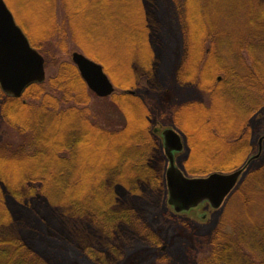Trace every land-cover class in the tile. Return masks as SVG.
<instances>
[{
	"label": "trees",
	"instance_id": "16d2710c",
	"mask_svg": "<svg viewBox=\"0 0 264 264\" xmlns=\"http://www.w3.org/2000/svg\"><path fill=\"white\" fill-rule=\"evenodd\" d=\"M112 1L106 21L84 29L87 44L77 40L79 48L108 72L112 58L91 54L88 46L105 56L106 45L109 50L113 42L129 43V64L139 60L133 69L148 88L163 92L172 74L183 91L206 92L207 105L185 100L173 112L172 125L188 142L194 139L199 148L206 137L212 144L203 167L188 157L183 171L195 177L241 167L255 152L250 129L243 122L225 125L220 133L214 116L221 106L212 109L229 97L236 99L240 91L246 96L249 117L264 107V0H179L181 42L174 52L158 35V20L164 22L156 10L157 0ZM53 30L48 39L59 35L61 28L55 23ZM61 41L64 49L66 41ZM29 42L36 47L31 38ZM52 64L56 74L29 86L21 98H11L0 89V118L22 133H33L26 143L11 140L0 146V264H59L56 254L39 250L38 223L45 227L47 238L71 245L73 252L86 255L93 264L126 263L137 248L156 252L163 236L153 223L165 202L166 159L152 131L150 105L128 93L139 88L134 75L124 72L125 67L121 70L125 81L117 86L118 94L111 95V103L123 118L117 125H104L92 113L91 92L71 57ZM224 85L227 92L220 93L218 88ZM40 113L52 122L49 129L31 126ZM227 200L222 207L226 205V212L223 209L207 238L209 252L202 264H264V160L259 167L247 168ZM44 208L52 217L49 224L42 220ZM232 215L256 219L233 220ZM176 216L171 210L163 215L172 224H177ZM132 259L136 261L135 256Z\"/></svg>",
	"mask_w": 264,
	"mask_h": 264
},
{
	"label": "rangeland",
	"instance_id": "374dc122",
	"mask_svg": "<svg viewBox=\"0 0 264 264\" xmlns=\"http://www.w3.org/2000/svg\"><path fill=\"white\" fill-rule=\"evenodd\" d=\"M4 2L12 13L16 24L21 28L28 40L31 38L34 41V45L36 46L35 49L37 51L41 50L43 52V54H40L44 58V61L46 59V61L48 62V65L45 68L44 82L46 81V79L51 78L56 74V67L52 64V61L58 60V62H68L70 61V57L73 52H78L86 56L83 53V50L79 48V45L76 41L78 40L87 42L88 37L87 34L84 33V29L87 28L88 25L94 27L95 24H99V21H102L101 24H103L106 21L105 18H107V14L112 10L113 3V1L111 2V0H4ZM157 2L158 4L156 10L164 22V24H162L158 20V35L162 41L166 42L169 45L170 51L174 52L176 51L177 47L180 46L179 43L181 42L180 33L178 31V24L180 19L178 17L179 13L177 10V6L180 4V1L157 0ZM126 18L131 19V16H128ZM130 19L127 21V23H130ZM55 23H57L59 30L61 28L60 33L59 35L55 36V38L48 39V37H51L54 32L53 29ZM126 32V36H128V31ZM93 33L94 32H91L90 34H92L93 36ZM62 38H64L66 41V43L64 44V49L62 48V46H60L62 45ZM128 39L129 38L127 37L126 42ZM136 45L137 44L134 45V48L136 47ZM37 46L40 47V50H38ZM105 47L106 48L103 53L105 56L99 54L98 52H95L90 46H88V51L91 54H95L98 57L100 56L104 59H107L108 57L112 58V64L111 62H109V71L105 72L104 68L103 70L114 86V93L118 94L119 90L117 89V86L119 84H123L125 81L124 74L123 80L121 79V73H123L121 70L124 67V72H129L132 77L134 75V85L139 86V88L134 93H136V95L141 100L146 101L150 105L153 115L152 123H155L154 127L157 126L160 129L161 127L165 126L173 127L172 124L174 118L172 116H174L176 113L173 112L177 107L178 111L180 104H182V102H184L185 100H201L206 103L205 105L209 103V97L206 92L200 89L196 90L195 88H186L183 91L182 88L184 87H180L177 84L172 74L169 78L166 90H164L163 92L153 91L151 88H148L142 82V80H139L140 75L137 76L138 73H136V70L134 71L133 69L136 63L138 65L139 60H136L133 65L129 64V59L131 58L130 51H128V48L130 49L129 43H126L125 46L122 43L113 42L111 43L109 50L107 45ZM135 52H138L140 54L141 49L135 48ZM86 57L89 58L88 56ZM89 59L96 63H99L103 67L100 62H97L91 58ZM100 60L101 58H99V61ZM175 66L176 62L174 60L171 67L172 71L175 69ZM215 78L220 81L219 76L217 77L216 75ZM187 89L189 90V92H186ZM87 90L91 92L89 89ZM218 91L220 93L227 92L225 89V85L224 87H219ZM180 96L183 97L179 98ZM245 97L246 96L244 95V93L240 91L238 96H236V99H232L229 97L225 99V103H218L217 107H215L216 109H212V111L214 112L215 110H220L219 106H221L220 113H217L218 116H214V123H216L218 126L220 125L219 129L221 133V130L222 128H225V125L238 126L241 123L245 122L250 129L249 141L251 144V148H253V152L255 151L253 154H255L257 152V140L259 137L264 135V107L261 108V110L257 114L249 117L250 108L248 106L245 107ZM249 99L250 98L246 100L249 101ZM112 101L113 100L111 99V95L109 97L99 98L91 92L90 107L93 115L96 117V121L99 120V122L104 125L119 124V120H121L123 117L119 109L111 103ZM110 104H112L113 107ZM48 118L49 117L46 118V115L44 113L43 115L42 113H40L38 114L37 118L35 116V118L31 120V126L39 128L40 131H42L44 129V126L41 125H46V128L49 129L52 126V122H46V119ZM184 123L187 124V122L185 121ZM32 136L33 133H22L21 131L17 130L16 127L6 122V120L0 118V146L7 143V141L11 142V140H14L15 144L20 143V141L26 143L30 141ZM193 137L190 139H193ZM187 146L190 152L187 155V149L186 154L178 158V164H180V167L188 157H191V159L195 160V162L197 163L196 166L198 165V167H203L205 165L204 163L206 162L205 160L209 159L208 153H210L209 151L211 150L212 144L207 141L206 137H204V140L201 142L199 148L198 143H196L194 139L192 141H189L187 143ZM43 153L46 152L43 151ZM219 157L220 156H217L216 160H220ZM263 160L264 142L261 156L257 159V161L254 160L255 162L253 161V163H251L249 169L259 167L260 163ZM3 172L8 173L10 171L3 169ZM36 186L39 187L40 184H37ZM58 198L60 199V196H58ZM51 202H54L55 205L59 204V200L53 199L51 200ZM227 202L228 200L226 201V204ZM44 205L46 208V202L44 203ZM225 206L218 211H211L208 207H204L199 212L176 216L175 218L177 220V224H172L163 217V215L168 214V210H170L166 206L165 202H163L161 205V213H158L155 216L153 223L155 228L158 229L160 231V234H162L163 236V243L160 245V248L157 249L156 252H151V250L150 252H147L149 250H147V248H137L134 250V253L131 256V260L129 261L128 258H126V263L123 262L122 264H162V262L166 261V263L168 264H202L203 259L208 255L209 252L207 238L218 226L221 220V213L223 209H225ZM224 212H226V209ZM203 213H206V218L204 220L200 219V216ZM42 218V220L46 222L45 224L51 223L49 218L52 217L46 214V210L44 211V216H42ZM231 219L253 221L256 218H244L243 215H232ZM181 221L183 223L179 224V222ZM26 222L31 223V220ZM182 225H187L189 227V230H186L185 227H182ZM37 227L39 229L40 235L39 250L46 253L49 252V254L52 255L56 254V257H58L59 259V264H93L86 255V257L83 255L80 256L79 253L76 254L75 252H73V247L71 245L65 242H60L58 240L55 241L54 239L47 238L46 232L44 230L45 227L43 229L41 224L38 223ZM163 247L164 249H162ZM135 253L144 254L138 257L135 255ZM134 256L136 261L132 259V257Z\"/></svg>",
	"mask_w": 264,
	"mask_h": 264
},
{
	"label": "water",
	"instance_id": "95a60500",
	"mask_svg": "<svg viewBox=\"0 0 264 264\" xmlns=\"http://www.w3.org/2000/svg\"><path fill=\"white\" fill-rule=\"evenodd\" d=\"M71 61L87 89L95 96L105 98L114 93V86L99 63L78 52L71 54ZM44 80V58L30 45L4 0H0L2 93L11 98H20L29 86L41 84ZM128 93L134 94V91ZM152 131L159 137L162 153L166 159L165 204L177 216L199 212L204 207H208L211 211L220 210L250 164L261 156L264 141V135L259 137L257 152L250 155L241 167L228 173L212 172L206 176L192 177L186 175L176 164L175 155L183 151L182 139L177 130L170 126L161 129L156 126ZM200 217L204 220L206 213Z\"/></svg>",
	"mask_w": 264,
	"mask_h": 264
},
{
	"label": "flooded vegetation",
	"instance_id": "af4514ba",
	"mask_svg": "<svg viewBox=\"0 0 264 264\" xmlns=\"http://www.w3.org/2000/svg\"><path fill=\"white\" fill-rule=\"evenodd\" d=\"M177 130V129H176ZM177 132L180 134V136H181V139H182V143H183V151L181 152V153H177L176 155H175V159H176V164L178 165V167L179 168H181L182 167V165H181V167H180V164H178V158L179 157H181L182 155H184V154H186V150H187V155L189 154V148H188V146H187V140H186V137H185V135L182 133V132H180V131H178L177 130ZM181 169H183V168H181Z\"/></svg>",
	"mask_w": 264,
	"mask_h": 264
},
{
	"label": "bare ground",
	"instance_id": "6f19581e",
	"mask_svg": "<svg viewBox=\"0 0 264 264\" xmlns=\"http://www.w3.org/2000/svg\"><path fill=\"white\" fill-rule=\"evenodd\" d=\"M21 98V97H20ZM152 130H153V128H152ZM159 138V137H158ZM259 139V138H258ZM258 141V140H257ZM264 142V141H263Z\"/></svg>",
	"mask_w": 264,
	"mask_h": 264
}]
</instances>
